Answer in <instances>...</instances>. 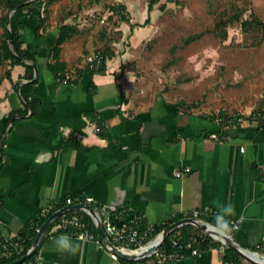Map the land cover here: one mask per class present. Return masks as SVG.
<instances>
[{"label":"crops","instance_id":"crops-1","mask_svg":"<svg viewBox=\"0 0 264 264\" xmlns=\"http://www.w3.org/2000/svg\"><path fill=\"white\" fill-rule=\"evenodd\" d=\"M61 1L50 5L41 37L34 32L35 14L25 19L24 39L39 48L33 71V78L38 72L39 78L30 93L38 110L16 113L4 135V236L11 238L42 208L67 197H94L102 218L118 224L124 221L123 212L134 211L154 224L181 214L216 225L222 207L231 204L233 213L225 219H241L233 239L264 257V122L250 116L264 106V96L241 102L237 107L244 120L222 128L206 115L222 108L208 112L205 105L189 107L190 102L149 92L130 68L129 51L114 49L106 71L90 75L84 69L86 57L97 44L82 28L62 44L67 77L56 78L47 67L51 46L63 20L75 23L71 15L57 18ZM3 32L0 25V37ZM29 75L22 63L0 64V122L25 107L21 86L33 79ZM91 115L100 117L106 135L99 133ZM212 131H221L222 138L211 137ZM69 138L80 146L68 144ZM47 235L36 258L39 264H150L114 258L97 242L68 232L52 228ZM156 264H223V257L218 247L210 246L200 254Z\"/></svg>","mask_w":264,"mask_h":264},{"label":"rangeland","instance_id":"rangeland-1","mask_svg":"<svg viewBox=\"0 0 264 264\" xmlns=\"http://www.w3.org/2000/svg\"><path fill=\"white\" fill-rule=\"evenodd\" d=\"M151 1L63 0L57 18L71 15L83 32L93 34L94 50L107 44L129 51L130 68L149 92L198 102L195 107L205 105L208 112H241V102L264 96V31L247 34L240 22L227 21L224 39L215 26L240 7L247 8L244 18L253 10L264 21V0H154L149 14Z\"/></svg>","mask_w":264,"mask_h":264},{"label":"trees","instance_id":"trees-1","mask_svg":"<svg viewBox=\"0 0 264 264\" xmlns=\"http://www.w3.org/2000/svg\"><path fill=\"white\" fill-rule=\"evenodd\" d=\"M57 0H0V7H2L3 11L0 14V25L3 26L4 32L0 37V64H4L7 61L11 65H15L17 63H22L26 66V75L30 73L29 77L33 78V71L34 67H37L38 64V47H35L32 43H28L24 39V31L26 29L25 19L29 15H34L36 17V27L34 32L36 36L41 37L42 33L40 32L41 28L45 27L47 20L50 15V5ZM155 1L152 0L149 4V14L153 9V3ZM122 7H125L124 4H120ZM246 7L237 8L234 12L230 13L227 17H222L218 19L215 23L216 31L219 35H221L224 39L228 38V30L226 28L227 21H238L241 24L242 30L249 34L256 31H264V21L252 10L250 16L247 18L243 17V14L246 11ZM35 11H37L35 13ZM151 16L148 15L146 19V23L150 21ZM10 19V30L13 35L12 44L9 42V30L7 27V22ZM80 29L75 23L65 22L62 21L61 24L58 26L57 35L55 40L51 46L52 50V61L48 62V69L54 74L56 78L63 79L66 78V68L67 63L60 59V53L62 50V44L64 41L72 37L74 34L79 33ZM190 38H193L190 37ZM190 40V39H189ZM263 42V34L259 37L256 41L257 45H260ZM98 50L102 53V59L99 62L98 66H91L89 63L84 67V69L89 72L90 75L94 73H100L106 71L107 68V60L112 58L115 55V50L111 48L109 45H104L100 47ZM87 51V50H86ZM85 51V52H86ZM27 60L31 61V63L26 62ZM6 75L9 76L10 72L7 71ZM39 78L38 75L33 78L31 81L22 84L21 86V95L23 100L25 101V107L20 108L18 110H13L8 118L0 122V162H1V154H2V144L4 141V135L8 131L10 121L13 119L16 113H20L21 115H25L28 113L29 109L32 110L31 114H34L37 110V104L35 103L34 98L30 97V93L32 92V88L34 83ZM198 102H192L189 104V107H193L197 105ZM228 111L226 109H220L217 112L206 114L211 119H215L217 115L226 114ZM91 118L96 121L97 126L99 128V133L101 135H106L104 130V126L100 117L97 115H91ZM68 144H74L80 146L76 141L72 142V139L69 138L67 140ZM66 200L59 201L56 203V206H64ZM73 214H81L84 215L86 218H90V216L83 210H69L66 212V215H73ZM49 215H40L26 225H24L14 236L11 238H6L3 232L0 230V264L7 263L12 261L16 258L21 257L25 254L28 249L32 246L34 238L37 234V227L41 226L42 223L48 218ZM123 220L127 219V213L123 215ZM184 217V215H178L172 218V222ZM61 218L58 217L56 221H59ZM55 221V222H56ZM51 223L48 228L46 229L42 240L36 250V252L27 258L24 262L25 263H32V264H39L37 261L38 253L42 247V245L48 239L47 235L52 227L53 224ZM171 222L164 223V224H155L156 231L153 235L159 233L162 229L168 226ZM230 225V224H229ZM231 226V225H230ZM232 228V226H231ZM199 231H202L198 226L186 223L177 228H175L165 239V244H169L171 239L175 236L180 238L181 240H186L189 238L190 235L195 234ZM233 231V229H232ZM232 231L230 233H232ZM164 244V245H165ZM220 241L216 240L211 244V241L208 239L204 240L201 246L204 249L209 248L210 246L218 247ZM225 258H232L236 261V264H245L242 260V257L237 254L234 250L230 247H226V255ZM23 262V263H24ZM21 264V263H20ZM254 264V263H250Z\"/></svg>","mask_w":264,"mask_h":264},{"label":"built area","instance_id":"built-area-1","mask_svg":"<svg viewBox=\"0 0 264 264\" xmlns=\"http://www.w3.org/2000/svg\"><path fill=\"white\" fill-rule=\"evenodd\" d=\"M101 59L102 53L100 50H96L86 57L87 63H89L91 66H98ZM250 116H252L256 121L264 122V106L257 109L256 112H254ZM214 120L219 123L222 128H225L229 125L243 121L244 116L241 112L228 111L226 114L217 115ZM209 135L213 138L221 139L223 133L221 131H212ZM176 174L182 175V171L178 170ZM65 200V205L61 207H57L56 203L48 204L47 206L42 208L39 216H50L56 210L66 207L69 204L82 203V207L72 210H83L90 216V218H86L81 214H73L69 216L66 215V212L70 209H63L62 213L51 221V223H53L58 217L61 216L60 220L56 221L53 224L52 228L61 232H68L80 239L95 241L100 246L109 249L114 258H119V256L112 251V247L103 241L102 235L98 229L97 218L84 205L86 203H89L95 208L94 197L86 196L84 199L80 200H74L71 197H67ZM95 210L103 222L104 229L107 233L108 238L113 242L114 245H116L120 249L128 252L140 253L142 251L149 250L151 246H154L156 244L158 239L157 235L159 233L153 235L156 231L155 224L149 222L142 213L134 211L123 212L124 214L127 213L128 217L123 221L122 224H118L111 220L103 219L101 213L96 208ZM228 221L232 226V229L235 230L240 226L241 219L230 218ZM39 228L40 226L37 227V231L39 230ZM228 235L232 236V233H229ZM165 239L153 251L138 259H144L150 264H156L158 262L177 260L189 255H197L204 250V248L201 246L202 242L208 239L209 241H211V244H213V242L216 240L220 241L218 248L223 257V264H236V261L234 259L225 258L226 247L228 246L227 242L223 239L222 236H220V234L216 232H207L205 230H202L190 235L189 238L184 241L174 236L169 244H165Z\"/></svg>","mask_w":264,"mask_h":264},{"label":"water","instance_id":"water-1","mask_svg":"<svg viewBox=\"0 0 264 264\" xmlns=\"http://www.w3.org/2000/svg\"><path fill=\"white\" fill-rule=\"evenodd\" d=\"M7 27H8V30H9V42L10 44H12V39H13V35H12V32L10 30V19L8 20L7 22ZM13 121L11 122L10 126L12 125ZM9 126V128H10ZM86 208H88L91 213L97 218L98 220V229L102 235V238H103V241L107 244H109L111 247H112V251L114 253H116L120 258H124V259H129V260H136L140 257H143L145 255H147L148 253H150L151 251H153L155 248H157L161 242L177 227L183 225V224H186V223H191V224H194L196 226H198L200 229L202 230H205L207 232H216L218 234H220V236L223 237V239L227 242V245L228 247H230L232 250H234L237 254H239L242 258H244L245 260H247L248 262L250 263H254V264H264V257L262 256H259L257 255L258 258H255L253 256H251L249 253H255L254 251L250 250V249H247L245 247H243L242 245H240L238 242H236L232 236L230 235H222L219 230L217 229V227L198 217V216H184L182 218H179L173 222H171L168 226H166L164 229H162L159 234L157 235L158 239H157V242L154 246H151L149 248V250H145V251H142L140 253H137V252H128V251H124L122 249H120L119 247H117L116 245L113 244V242L108 238L107 236V233L104 229V225H103V222L102 220L100 219L99 215L97 214L95 208L89 204V203H86L84 204ZM83 204L82 203H73V204H69L67 205L66 207H63L61 209H58L56 210L55 212H53L43 223L42 225L40 226L39 230L37 231V234L34 238V241H33V244L32 246L28 249V251L23 254L21 257L19 258H16L12 261H9L7 263H4V264H20V263H23L27 258H29L30 256H32L41 240H42V237L46 231V229L48 228V226L50 225L51 221L59 216L63 209H76V208H80L82 207ZM248 251V252H247Z\"/></svg>","mask_w":264,"mask_h":264},{"label":"clouds","instance_id":"clouds-1","mask_svg":"<svg viewBox=\"0 0 264 264\" xmlns=\"http://www.w3.org/2000/svg\"><path fill=\"white\" fill-rule=\"evenodd\" d=\"M233 213V206L228 204L222 207V212L216 216V227L222 235H227L232 231L228 220L225 219L226 216Z\"/></svg>","mask_w":264,"mask_h":264},{"label":"bare ground","instance_id":"bare-ground-1","mask_svg":"<svg viewBox=\"0 0 264 264\" xmlns=\"http://www.w3.org/2000/svg\"><path fill=\"white\" fill-rule=\"evenodd\" d=\"M248 252V251H247ZM251 256L255 257V258H258L256 253H249Z\"/></svg>","mask_w":264,"mask_h":264}]
</instances>
